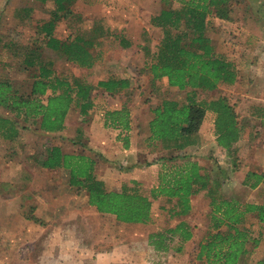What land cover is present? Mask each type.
<instances>
[{"label":"rangeland","instance_id":"374dc122","mask_svg":"<svg viewBox=\"0 0 264 264\" xmlns=\"http://www.w3.org/2000/svg\"><path fill=\"white\" fill-rule=\"evenodd\" d=\"M163 5L161 0H73L71 12L57 22L54 33L61 39L73 37L76 33L93 39L90 49L96 64L87 68L46 48L43 27L56 8L53 0H0V76L6 75L21 92H28L31 73L37 67V64L28 67L27 60L33 51L37 55L36 61L40 56L51 57L56 63L57 73L73 83L76 80L87 82L88 77L102 75L128 79L132 82L131 88L119 94H131L126 95L130 100L126 106L131 110H142L144 118L159 105L164 95L180 102L186 100L187 94L203 102L219 94L225 95L239 115L243 127L242 144H249L251 150L264 146V125L260 122L261 114L255 112L264 105V0H243L233 7L229 18L213 17L210 20L208 35L216 49L232 61L238 73L235 83H221L214 91L179 90L171 87L166 78L154 84L149 64L153 62L163 30L154 26L151 18ZM174 6L179 5L176 3ZM97 94L106 93L100 91ZM134 94L136 99H132ZM0 114L12 115L1 106ZM214 117L213 114L207 119L205 142L196 139L194 147L186 148L180 155L202 157V167L211 177L213 192L222 197L229 194L227 183L231 168H225L226 161L233 167L240 166L248 152H244L246 148L241 145L225 152L215 149ZM78 122L83 125L88 119L76 114L70 126L75 128ZM20 123L9 131L0 132V264H94L91 259L97 261L103 253L119 250L115 243L120 237L124 238L125 232L127 240L133 241L136 233L141 236L151 230H164L183 218L197 234L194 241L181 243L180 234H175L169 251L161 254L164 259L156 258L153 245L147 242L127 245L131 256L139 259L145 256L147 260L142 263L132 259L129 264H151L149 258L153 254L154 264H166L168 261L170 264L171 258L175 264H206L197 258V252L199 240L210 231L208 193L197 197L196 210L186 216L174 217L169 213L175 199H156L153 218L147 226L127 225L89 205L83 189L70 184L71 187H66V171L45 170L41 166L47 148L53 145L61 146L67 153H87L97 155L98 159L101 155L94 153L86 141L79 138L71 141L69 135L73 136V132L69 131L68 135L45 133L32 120H21ZM148 162L141 165H129L131 162L116 164L114 170L104 168L100 173L112 174L106 184L107 189L126 186L130 190L150 194L157 171L154 172V167L150 169L153 163ZM135 166L147 168L143 179L136 177L135 170H130ZM215 174H219L218 179ZM226 177L224 183L220 182ZM58 182L66 187L64 190L68 193L73 190L72 196L51 202L60 186L54 188ZM6 183L10 185L6 186ZM54 220L61 222L62 226H54ZM178 246L182 247L181 251H177ZM261 248L264 249V242ZM34 249L40 251L37 258L31 257ZM259 254L255 251L246 256L243 264H256Z\"/></svg>","mask_w":264,"mask_h":264},{"label":"trees","instance_id":"16d2710c","mask_svg":"<svg viewBox=\"0 0 264 264\" xmlns=\"http://www.w3.org/2000/svg\"><path fill=\"white\" fill-rule=\"evenodd\" d=\"M53 1L56 8L43 27L46 48L79 66L92 67L95 63L90 49L93 39L81 33L61 39L54 33L57 22L71 12L73 0ZM161 1L163 7L151 18L152 24L163 30L153 62L149 64L153 78H166L171 87L193 91H214L221 83H235L237 70L227 55L216 49L208 35V27L213 17L229 18L233 7L243 0ZM176 3L179 6L175 7ZM30 55L28 67L36 64L37 67L31 73L28 92H21L11 78L0 77V106L12 114L11 117L0 115V132L18 126L21 120H32L45 133H59L65 128L72 103L80 108L82 115L93 106L91 94L94 86L79 80L73 83L59 75L51 57L40 56L36 61L37 55L33 51ZM98 86L113 94L129 89L130 81L109 78L100 80ZM207 112L215 115L218 145L230 150L240 140L242 127L236 108L227 97L219 96L203 102L187 94L184 102L166 98L152 109L153 117L149 121L151 141L162 142L165 147L176 149L177 153L148 162L161 164L157 183L150 194L126 186L107 189L106 183L95 172L97 155L67 153L59 145L47 148L41 166L63 169L67 172L68 183L86 192L89 205L128 224H148L153 218L154 202L159 197L176 200L169 210L174 217L187 215L192 210L191 197L205 190L210 199V231L199 242L197 258L206 264H243L250 251L248 246L255 248L260 242L253 237L251 230L242 227L245 214L257 211L259 221L264 223V202L259 206L243 205L233 198L217 197L211 177L203 172L199 161L187 154L180 155L190 147L186 139L200 130ZM104 123L127 131L138 128L132 126L127 106L106 111ZM70 140L74 141L73 138ZM195 140L191 144L195 145ZM251 177L255 178L253 187L264 181V174L249 172L245 183ZM177 233L181 243L193 236L192 228L185 220H179L172 227L151 233L150 244L157 250L168 251L170 241ZM181 250L182 247L178 246L177 251ZM256 264H264V258L257 260Z\"/></svg>","mask_w":264,"mask_h":264},{"label":"crops","instance_id":"0c3cea01","mask_svg":"<svg viewBox=\"0 0 264 264\" xmlns=\"http://www.w3.org/2000/svg\"><path fill=\"white\" fill-rule=\"evenodd\" d=\"M95 64L96 62L94 63L92 67H94ZM0 77H6V75H2ZM109 78L125 79V78L113 77V76H109L108 78H105L103 75L99 77L92 76V77L87 78V82L94 86V89L92 90V94H91V100H92L93 106L89 109V111L85 115H82L80 112V108L77 105H75V103H72L69 109L68 115L66 117L65 128L59 132L60 135H66L69 131L73 132V136L69 135V137L76 138V140L79 138V140L86 141L87 144L89 145V148L92 149L94 153L101 155L100 159L95 164V172L96 174H101L97 176L99 179L103 180L106 184L109 180V176L112 174H109L108 172L107 174L105 173L102 174L100 173V169L107 168V170L112 171L116 168L115 167L116 164L120 166V164L126 165L130 162L131 164L129 165H133V163H136L137 165H141V164H144V162L146 164L147 161L151 162L153 161V159H156L162 156H169V155L177 153L176 149L170 148L168 146L165 147L162 142L154 143L153 141H151L150 131H149V121L153 117V115H151L153 113L151 112H148L146 114V118H144L143 117L144 113L142 110L140 111L137 108L131 110L129 108L132 126L134 127L139 126L138 128H135L129 131L119 129V128L108 127L105 125L104 122H105L106 111L114 110V109H121L122 107L126 106L127 102L130 103V100L127 99L126 95L132 96L131 94H119V92L118 94H111L107 90L98 86V83L100 80H105V79L107 80ZM162 79H165V78H162ZM158 80L159 79H154V84ZM131 85H132V82L130 81L129 88H131ZM125 90L126 89H122L121 91H125ZM100 91H103L106 94H97ZM154 95L159 96V94H154ZM135 96L136 94L133 95L132 99H136ZM219 96L221 95L219 94L218 96L214 98H217ZM222 96H225V95H222ZM166 98L167 96L164 95V97H162L161 99V102L163 99H166ZM262 106H263L262 108H260L259 110H256L255 112L256 113L258 112V114H261L260 122L262 125H264V105ZM211 113L212 112H207L205 120L200 130L194 135L190 136L188 139H186L190 143L189 145L190 147L188 148L194 147V144H191V142H193V140H195L196 138L197 139L199 138L202 142H205L206 123H207V119L211 117V115H213ZM76 114L81 115V117L82 116L86 117V119H88V122L84 123L83 125L79 124L78 122L77 126L75 128H72L70 126L71 120L73 119V116ZM0 115L9 117L8 114H0ZM241 127H242V124H241ZM241 138H242V135H241ZM240 140L236 142L231 149H233L236 145H241L243 148H246V149H243V151L244 152L246 151L248 153L245 155L244 161L242 162L240 166L238 165L237 167L235 166L233 167L232 163L229 164V161L228 160L226 161V164L230 166L226 165L225 168L226 169L231 168V170H230V173L228 171L229 173L228 177H230V180L228 179V183H227L229 194L228 196L227 195L225 196L231 199L232 198L236 199L243 205L253 204L254 206H259L264 202V181L260 182L256 187H253L252 183L255 181L254 177H251L248 183H245V180L249 172H254L257 174H264V146H262L261 148L257 147L258 149L255 148L254 150H251V147L249 149V146H250L249 144L247 143L242 144L243 141L241 142ZM215 144H216L215 149L217 151H220V152L227 151L226 149L218 145L216 141V136H215ZM193 159L199 161L201 166L204 165L202 163V160H203L202 157L200 156L193 157ZM104 163H106V165ZM220 163H223V160L220 161ZM160 166H161L160 163H156V164L153 163L150 166V169H153L154 167V172L157 171L156 172L157 179H158V173H159L158 170ZM44 169L48 170V168H44ZM49 170H55V169H49ZM130 170H135V172L138 174L136 177H139L142 179L144 177L143 174L146 173V171H148L146 167H140V166H135L133 169L131 168ZM205 171L206 169L204 168L203 172ZM228 177L221 178L220 182L224 183L225 181L223 180H227ZM215 178L218 179L219 174H215ZM157 179H156L155 184L157 183ZM10 181L12 182V180ZM60 183L61 182H58L57 184L55 183L54 185V188L57 187V185H60V186L54 193L53 199H51L52 200L51 202H53L54 200L56 201V199L61 200L64 197L72 196L71 194L73 190H71V193H68L69 192L68 190H64L65 186L71 187L69 186V183L65 184V186H63V184L61 185ZM9 185H10L9 183H6V186H9ZM204 192L206 191L205 190L201 191L200 193L195 194L191 197V204H192L191 212H194L197 208V197L199 195L203 196ZM164 198L167 199V197H159L158 199H164ZM57 202L59 201L57 200ZM185 219L186 218H183L181 220H185ZM125 224L138 226V227L148 225V224H143V223H135V224L125 223ZM55 225L62 226L61 222L57 220H54V226ZM242 227L248 228L249 230H251L253 237L257 238L260 241L259 245L255 248L252 247L251 245L248 246L250 251L248 252L247 255H250L251 253H254L255 251H257L258 254L260 253L259 257L264 258V249L261 248V245L264 242V223L259 221L257 211L247 212L245 214V219L242 224ZM55 229H58V228L56 227ZM135 229L137 230L138 228H135ZM155 231H158V230H151L148 234L146 235L144 234L141 236H140V233L139 234L136 233L133 241L127 240V236L125 232V234H123L124 238L120 237L118 241L115 243L117 244L116 246L119 245L120 247L119 250L116 249L114 251H109L108 253H103L102 256L100 257L98 256L97 261L94 260V258L91 259V261L94 264H129V262H131L132 259L136 260V262L138 261H141L142 263L147 262V260H145L146 258L145 256H141L140 259L137 258L136 256H131V254L127 252L129 248L127 247V245H131L134 243H141V242H147L150 244V234L154 233ZM192 232H193V236L190 240L186 241V244L189 241L192 242L197 238V234L194 231V229H192ZM202 239L203 238H201L199 242ZM86 240L90 241L91 239L86 238ZM152 249L156 253V258H159L160 256L161 259H164V255H161V254L167 253L169 251V250L168 251L157 250L154 248V246ZM39 253H40L39 250L34 249V251L31 254V257L37 258ZM149 259L151 261V264H154V254ZM130 264H133V263H130ZM166 264H169V261L166 262ZM170 264H175L173 258L170 259Z\"/></svg>","mask_w":264,"mask_h":264}]
</instances>
